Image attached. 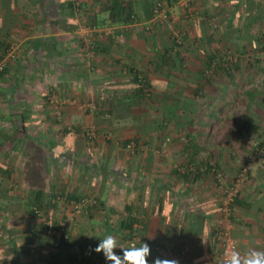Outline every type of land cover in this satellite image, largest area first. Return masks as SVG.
I'll list each match as a JSON object with an SVG mask.
<instances>
[{
  "label": "crops",
  "instance_id": "1",
  "mask_svg": "<svg viewBox=\"0 0 264 264\" xmlns=\"http://www.w3.org/2000/svg\"><path fill=\"white\" fill-rule=\"evenodd\" d=\"M158 1L0 0V57L17 49L0 74V264H112L94 251L108 235L123 248L147 243L148 264H216L220 227L241 252L264 251V164L254 159L255 144L264 152V0H195L188 10L161 0L171 19L147 30ZM82 25L99 31L93 55L77 34ZM178 32L184 45L171 53ZM227 49L238 62L205 80L209 58ZM132 68L151 86L144 107H130ZM53 94L67 102L61 120ZM87 103L99 110L86 112ZM91 126L94 143L84 137ZM108 131L144 152L104 143ZM204 155L229 182L249 167L228 219L212 176L188 175ZM128 208L133 238L120 227ZM47 223L69 236L51 262Z\"/></svg>",
  "mask_w": 264,
  "mask_h": 264
},
{
  "label": "built area",
  "instance_id": "2",
  "mask_svg": "<svg viewBox=\"0 0 264 264\" xmlns=\"http://www.w3.org/2000/svg\"><path fill=\"white\" fill-rule=\"evenodd\" d=\"M194 1L195 0H180L179 3L182 8L188 10ZM74 5H75V9L78 10L80 4L76 2ZM162 7H163L162 4L158 2L155 11L153 12L152 25H148L147 29L150 30L159 22L164 23L171 19L167 15V13H165V11L163 12ZM211 27L213 31L217 30V28L219 27L218 22L213 19L211 23ZM77 34L79 38L85 42L86 53L88 55H93L96 51V43L94 42L92 37L93 34H99L98 29L93 26L82 25L78 27ZM16 51H17L16 47H12L4 57H0V74L6 71L9 65V61L15 58ZM261 53L264 56V46H262ZM224 55H225L224 62H221L219 59H216L214 61L213 70H210L206 73L208 77H210L214 73V69L217 66H221L222 68L229 69L232 68V66L238 62V55L232 49L225 50ZM49 99L54 116L57 119L61 120L63 115V108L67 104V102L65 100H62L57 94L50 95ZM69 103L74 104L75 100H72ZM82 109H84L86 112L87 110L95 111L97 107L96 104L94 103L91 104L87 103L82 106ZM84 137L89 142L96 141L99 138V133L95 127L91 126L84 131ZM258 146H259L258 144L254 145V147L256 148L254 159L264 164V152L263 150H260ZM126 149L135 153L136 151L139 150L142 151L145 150V146L143 145L139 146L136 143H131L126 146ZM206 157H207L206 155L201 156L197 162L192 163L189 166V172L192 174L201 173L202 175L209 174L212 176L216 185L223 192L222 213L224 217L228 219L232 216L233 209L231 208V206L234 203L235 199L239 196V193L241 191V186L248 181V175L250 173L249 168L248 167L242 168L239 174L236 175L234 180L229 182L226 175L221 170V168L220 167L218 168L217 165H215L212 161L209 162L208 164H203V160H205ZM59 200H61V198ZM85 204L86 201L83 200L80 203L79 208L75 209V212L78 214L81 213L82 210L81 208L84 207ZM36 213L40 215L41 211L37 209ZM47 226H48V233L52 236V240L50 244L51 248L48 250V257H47L48 261L51 262V258L60 251L62 247V243L66 241L69 238V236L68 234H66L67 233L66 227L64 225H61L60 227H58V229L54 228L49 223H47ZM212 239L216 251V264H223L224 254L226 249L235 248L236 250H239L238 242L231 235L228 228L220 227L219 229H217L214 232ZM155 251L158 254L166 257L175 255L173 250L163 247H156ZM74 254L78 260H81L83 258L82 250L79 246L74 247Z\"/></svg>",
  "mask_w": 264,
  "mask_h": 264
},
{
  "label": "clouds",
  "instance_id": "3",
  "mask_svg": "<svg viewBox=\"0 0 264 264\" xmlns=\"http://www.w3.org/2000/svg\"><path fill=\"white\" fill-rule=\"evenodd\" d=\"M116 248L122 249V257L114 252ZM94 251L103 252L105 259L111 261L112 264H148V257L151 254L147 243H142L140 247L133 244L128 248H123L118 245L113 235H108L101 240ZM154 264H179V262L176 259L157 257ZM223 264H264V251L246 249L241 252L235 248L226 249Z\"/></svg>",
  "mask_w": 264,
  "mask_h": 264
},
{
  "label": "trees",
  "instance_id": "4",
  "mask_svg": "<svg viewBox=\"0 0 264 264\" xmlns=\"http://www.w3.org/2000/svg\"><path fill=\"white\" fill-rule=\"evenodd\" d=\"M169 1V3H173L174 1H179V0H167V2ZM161 3V0L158 1ZM180 2V1H179ZM71 5V4H70ZM163 9V8H162ZM169 14V13H168ZM167 14V15H168ZM170 17V15H168ZM168 21L164 22L167 23ZM148 27V26H147ZM149 30V29H147ZM211 32V31H210ZM212 34V33H211ZM184 45V39H183V36L181 37V34L178 32L176 35L174 34V40H172V43L171 45L169 46V52L171 53H178L179 50L183 47ZM262 46H264V42L262 44ZM262 48V47H261ZM237 54V53H236ZM239 57V56H238ZM216 59H219L221 62H224L225 61V55H219V56H211V58H209L208 60V66L206 68V70L204 71L205 73H207L208 71L210 70H213V64H214V61ZM217 69H220V70H226V68H222L221 66H217L215 68V70ZM231 68H229L230 70ZM227 70V71H229ZM231 72V71H230ZM133 75V78H134V85H135V92H134V96H135V101H132L130 102V107L132 105H138L140 107H144L148 104L147 103V98L148 96L151 94L152 90L150 89V84L148 83L147 79L145 78V76L142 74V72L140 70H138L137 68H132V73ZM213 75V74H212ZM212 75L210 77L207 76V74H205V80L207 79H210L212 77ZM97 109H98V106L96 105ZM112 108L113 107H110L109 109V112L110 114L112 113ZM99 110V109H98ZM89 111V110H87ZM86 139V138H85ZM87 140V139H86ZM88 141V140H87ZM97 141V140H96ZM89 142V141H88ZM95 141H91L89 143H94ZM131 143H136L137 145L141 146L139 142L133 140V141H129L126 145H125V148L128 144H131ZM142 144V143H141ZM145 144H143L144 146ZM146 147V146H145ZM144 150H139V151H136L135 153H143ZM199 159H197L195 162H197ZM213 162L215 165H217V167L219 168L220 166L214 161L212 160L210 157H206L205 160H203V164H208L209 162ZM195 162H192V163H195ZM245 167H248V165H244L242 168H245ZM250 172V170H249ZM194 174H199L201 175V173H194ZM192 173H188V175L192 176L194 175ZM250 175V173H249ZM249 175H248V179H249ZM240 195V193H239ZM239 197V196H238ZM238 197L235 199L234 203L232 204L231 208L234 209V206L236 204V200L238 199ZM60 199V198H59ZM133 209L131 208H128L127 209V213H128V216L121 222V225L120 227H122L124 230L127 231L128 233V238H133L134 237V225L137 223V220L135 219V217H133ZM116 233H118L116 231ZM127 238V239H128Z\"/></svg>",
  "mask_w": 264,
  "mask_h": 264
},
{
  "label": "rangeland",
  "instance_id": "5",
  "mask_svg": "<svg viewBox=\"0 0 264 264\" xmlns=\"http://www.w3.org/2000/svg\"><path fill=\"white\" fill-rule=\"evenodd\" d=\"M184 9V8H183ZM185 10V9H184ZM218 29V28H217ZM240 111L239 110H237V113L236 114H240L239 113ZM164 124V123H163ZM110 131H108V133H105L104 134V138H102V140L104 141V143H106V144H108L109 145V143L108 142H110V141H113L114 142V144L115 145H117L118 147H121L123 144H124V142H121L120 141V139L118 138V137H116L115 136V132H110ZM107 137V138H106ZM143 137V136H142ZM88 142V141H87ZM119 142V144H117ZM141 145H143V144H141ZM104 146H105V144H104ZM144 146H146V145H144ZM180 146H181V144H180ZM123 147V150L125 151V145L124 146H122ZM126 152V151H125ZM249 168V167H248ZM224 228H226V227H224Z\"/></svg>",
  "mask_w": 264,
  "mask_h": 264
}]
</instances>
